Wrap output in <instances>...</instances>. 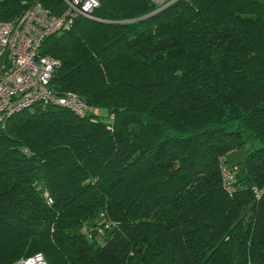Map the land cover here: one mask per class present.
Segmentation results:
<instances>
[{
    "label": "trees",
    "instance_id": "1",
    "mask_svg": "<svg viewBox=\"0 0 264 264\" xmlns=\"http://www.w3.org/2000/svg\"><path fill=\"white\" fill-rule=\"evenodd\" d=\"M24 8L0 0V19ZM93 13L39 52L60 60L49 87L98 112L36 104L0 126V264H264V0ZM242 147L229 194L218 160Z\"/></svg>",
    "mask_w": 264,
    "mask_h": 264
},
{
    "label": "built area",
    "instance_id": "2",
    "mask_svg": "<svg viewBox=\"0 0 264 264\" xmlns=\"http://www.w3.org/2000/svg\"><path fill=\"white\" fill-rule=\"evenodd\" d=\"M63 8L54 13L42 0H19L25 8L9 19H0V126L4 127L7 118L24 108L36 104H52L69 108L75 114L84 116L97 113L98 107L87 103L77 92L67 90L57 94L48 83L60 60L52 55H42L39 48L42 40L53 32L70 28L78 15L96 18L93 11L100 0H61ZM161 8L175 0H150ZM23 151L30 153L28 147ZM221 184L231 194L235 190V169L225 156L218 160ZM45 199L52 197L45 192ZM107 211H98L96 232L103 233L111 226ZM84 231L88 225H84ZM8 264H47L43 252L36 251Z\"/></svg>",
    "mask_w": 264,
    "mask_h": 264
},
{
    "label": "rangeland",
    "instance_id": "3",
    "mask_svg": "<svg viewBox=\"0 0 264 264\" xmlns=\"http://www.w3.org/2000/svg\"><path fill=\"white\" fill-rule=\"evenodd\" d=\"M245 147L239 148V149H235L233 151H230L227 153L226 158L229 162V164L235 163L238 160H240L241 158L244 157L245 154Z\"/></svg>",
    "mask_w": 264,
    "mask_h": 264
}]
</instances>
